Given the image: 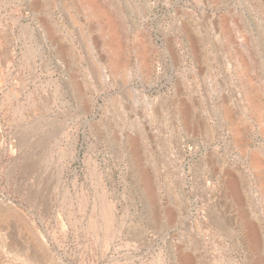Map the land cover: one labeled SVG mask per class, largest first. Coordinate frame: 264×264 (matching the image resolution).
I'll return each instance as SVG.
<instances>
[{
    "label": "rangeland",
    "instance_id": "obj_1",
    "mask_svg": "<svg viewBox=\"0 0 264 264\" xmlns=\"http://www.w3.org/2000/svg\"><path fill=\"white\" fill-rule=\"evenodd\" d=\"M0 264H264V0H0Z\"/></svg>",
    "mask_w": 264,
    "mask_h": 264
}]
</instances>
